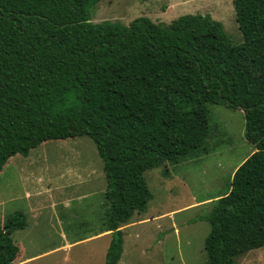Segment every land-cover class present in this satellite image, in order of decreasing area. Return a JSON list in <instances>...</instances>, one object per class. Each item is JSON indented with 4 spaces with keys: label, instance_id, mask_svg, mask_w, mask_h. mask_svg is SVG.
I'll return each mask as SVG.
<instances>
[{
    "label": "trees",
    "instance_id": "16d2710c",
    "mask_svg": "<svg viewBox=\"0 0 264 264\" xmlns=\"http://www.w3.org/2000/svg\"><path fill=\"white\" fill-rule=\"evenodd\" d=\"M99 1L0 0V172L45 141L89 136L107 179L104 264H119L122 220L153 197L146 172L205 150L210 103L243 108L256 150L197 218L211 224L203 264H237L264 247V0H234L240 44L210 14L93 22ZM27 224L16 211L0 226V264H15Z\"/></svg>",
    "mask_w": 264,
    "mask_h": 264
},
{
    "label": "rangeland",
    "instance_id": "374dc122",
    "mask_svg": "<svg viewBox=\"0 0 264 264\" xmlns=\"http://www.w3.org/2000/svg\"><path fill=\"white\" fill-rule=\"evenodd\" d=\"M188 13L210 14L223 23L233 44L244 41L234 0H100L91 21H131L145 16L169 24ZM205 150L150 169L153 193L146 211L122 220L119 264H203L210 213L229 192L236 168L256 147L245 136L243 108L210 103ZM104 161L89 136L49 140L29 156L17 154L0 172V226L16 211L26 213L25 229L13 233L20 247L15 264H104L111 241L105 213ZM237 264H264V247Z\"/></svg>",
    "mask_w": 264,
    "mask_h": 264
},
{
    "label": "crops",
    "instance_id": "0c3cea01",
    "mask_svg": "<svg viewBox=\"0 0 264 264\" xmlns=\"http://www.w3.org/2000/svg\"><path fill=\"white\" fill-rule=\"evenodd\" d=\"M214 19H215V18H214ZM25 215H26V213H25ZM26 216H27V215H26ZM27 222H28V218H27ZM25 228H26V227H25ZM25 228H24V229H25ZM21 230H22V229H21ZM108 233L111 234V231L108 230L107 232H105V234H108ZM20 264H22V263H20Z\"/></svg>",
    "mask_w": 264,
    "mask_h": 264
}]
</instances>
